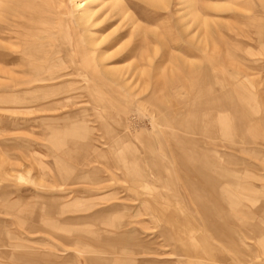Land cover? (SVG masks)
<instances>
[{
  "label": "rangeland",
  "instance_id": "1",
  "mask_svg": "<svg viewBox=\"0 0 264 264\" xmlns=\"http://www.w3.org/2000/svg\"><path fill=\"white\" fill-rule=\"evenodd\" d=\"M185 1L0 0V264H264V0L199 1L206 123L186 131L141 107L152 91L137 86L139 55L158 47L159 101L180 63L128 16L177 55ZM87 37L109 58L84 80ZM104 69L125 88L102 82Z\"/></svg>",
  "mask_w": 264,
  "mask_h": 264
},
{
  "label": "bare ground",
  "instance_id": "2",
  "mask_svg": "<svg viewBox=\"0 0 264 264\" xmlns=\"http://www.w3.org/2000/svg\"><path fill=\"white\" fill-rule=\"evenodd\" d=\"M143 1H145L146 2V4H149L152 8H155V9H158V8H160V9H163V10H166L167 8H168V6H169V1L170 0H143ZM200 0H186L185 1V3L187 4V6H188V9H189V11H188V13L187 14H189L191 17L190 18H192L191 19V22L188 20V22L187 23H182L181 24V27H180V34H181V37L180 36H178V38H176V36L174 37V39L176 38L177 39V41H179L180 39H183V40H180V42H183L182 44H181V46L178 48V49H182L181 50V52L179 53V54H175V55H173L172 54V52H171V47H170V39H169V41H167V39H165L168 35H166L165 33H163V35L165 34L166 36H165V38L163 37V35L161 36L159 33H156L157 32V29L155 30V28L153 29V28H149V27H147V26H145V25H142L141 23H139L136 19H133L132 17H130V15H128L129 14V12L127 11L128 10V7L125 5V3H124V5L123 4H118V7H119V11H120V15L122 14V15H128L129 16V18L131 19V21H132V26H133V30L134 31H132V34L133 33H135L136 34V31H139V32H141L143 35H145L147 32H152V33H155V35L157 34V37L159 38V41H160V43H161V46L163 47V48H165L166 50H167V55L168 56H171V58L172 57H174V58H176V60L175 61H179V63L180 64H177V62H175V67H171L172 65L170 64V67L168 66V67H166L165 68V70H167L166 71V73H168L169 71H170V74H173L174 72H177L178 73V76H179V85H178V87H177V89L174 91V92H172L171 93V95L169 96V94L168 93H164V90L162 91V95H163V97H161V98H163L164 99V101L162 100V101H159V100H157V99H159V97H157V94L159 93V92H161L160 91V89H159V91H158V89H156V86L154 85V84H156V83H154V81H153V77H154V75H156L155 74V72H154V70H153V62L155 61L154 59H155V56L157 55V50L158 49H156V47H154V48H151V50L149 51L148 49H146L145 50V53L142 55V53H141V55H139L140 57L142 56L143 57V60H142V58H141V61H145V63H148V65L149 66H145V67H143L142 69H140V72H139V80H138V84H140V85H137V86H140V92H144V91H146L148 88H151L150 90L152 91L151 92V94H150V97L147 99L148 101L151 99V100H155V102H153V103H150V101L148 102L147 100L145 101V102H142L141 103V107L143 108V109H147L148 110V112L149 111H151V112H155L156 111V114L157 113H164L166 116H169L170 115V113H174L176 116V118H179V119H177V120H175L171 125H173V127H174V125H176L177 127H179V129L181 128V129H185V131L187 130V129H189V128H191L192 127V129L193 128H201L202 127V125L203 124H205L204 123V121H203V119H204V115H206V114H204V101H203V99H202V94H203V84H204V68H202V66H201V60H202V53H203V49H204V47L206 46V38L208 37V34H207V24H205L204 23V21H206L207 19H203L201 16H202V13H201V2H199ZM2 3H4V2H2ZM183 3V2H182ZM115 4V3H114ZM113 4V5H114ZM181 4V3H180ZM15 7V6H14ZM219 7H223V6H220L219 5ZM3 8V7H2ZM181 8V7H180ZM216 8H218V7H216ZM215 8V9H216ZM6 9V8H5ZM12 9V8H11ZM3 14V13H2ZM91 14H92V11L91 10H89V9H87V8H84V12H83V15L78 19L77 18V21H75V23L77 24V32L79 31V29H81V27H82V29H83V25H87V21L90 19V16H91ZM187 16V15H186ZM205 16V15H204ZM134 17V16H133ZM179 18H181V17H179ZM1 19V18H0ZM3 19V18H2ZM182 20H183V18H182ZM89 22V21H88ZM169 23V24H172L171 23V20L168 18L167 19V21H166V23ZM189 22H190V24H189ZM169 24H168V26H169ZM66 25V24H65ZM68 25V24H67ZM91 26V25H90ZM173 26V25H172ZM58 27V26H57ZM62 27V26H61ZM63 27H64V25H63ZM85 27V26H84ZM69 28V27H68ZM170 28H171V30L173 29L171 26H170ZM87 29H89V28H87ZM131 29H132V27H131ZM190 29L192 30V32L190 31ZM64 30V29H63ZM73 30V29H72ZM83 30H86V29H83ZM171 30H169V31H171ZM174 30V29H173ZM70 31V30H69ZM74 31V30H73ZM188 31H189V33L191 32L193 35H192V37H191V39H190V42L192 43V45L194 46H192L191 47V49L190 48H188L187 47V44H186V42L188 41V40H185V37H186V35H188ZM61 33V32H60ZM171 33H172V31H171ZM175 33V32H174ZM209 33H211V32H209ZM88 35H90V34H92V33H90L89 34V32L87 33ZM131 34V35H132ZM140 34V33H139ZM134 35V34H133ZM153 35V34H152ZM64 36V35H63ZM75 36V35H74ZM172 36H173V33H172ZM40 37V36H39ZM73 38V37H72ZM88 39L86 40V47L84 48V46L82 47L81 46V48L84 50H81V51H83L82 53H81V56H82V58L79 56L78 58L79 59H81V62L80 63H78V65L80 66V67H82V69H84V71H83V73L81 74V76L83 77V79L84 80H88V77H89V72L88 73H86V70L88 69H86V67H89V66H94V65H96L97 64V66H99V67H101V68H104V67H106V65H105V63H106V60L109 58V54L108 53H106V52H108V51H106V52H103V49H100L99 48V44H98V42L97 41H99V40H95L94 38H90V37H87ZM156 38V37H155ZM169 38V37H168ZM187 38V37H186ZM101 39V38H100ZM208 39H209V37H208ZM28 40H30V39H28ZM152 40V39H151ZM71 41V40H70ZM69 41V42H70ZM73 41V40H72ZM85 41V40H84ZM104 41V40H103ZM172 41V40H171ZM142 42V41H141ZM140 42V43H141ZM155 42H157V41H155ZM189 42V43H190ZM74 43V42H73ZM101 43H102V41H101ZM104 43V42H103ZM146 43V42H145ZM159 43V42H158ZM178 43V42H177ZM65 44V43H64ZM68 44V43H67ZM72 44V43H71ZM209 44V42L207 43V45ZM69 45V44H68ZM75 45H76V43H75ZM133 45V44H132ZM67 46V45H66ZM103 46V45H102ZM126 46V45H125ZM138 46V43L137 44H135L134 46H133V48H131V51H132V49H135V47H137ZM155 46V45H154ZM171 46H172V44H171ZM77 47H79V46H77ZM76 47V48H77ZM101 47V46H100ZM147 47H148V45H147ZM71 48V47H70ZM80 48V49H81ZM140 48V47H139ZM149 48V47H148ZM158 48V47H157ZM207 48V47H206ZM73 49V48H72ZM79 49V50H80ZM165 49H164V54H163V57H162V59H165L164 58V55H165ZM102 50V51H101ZM77 51H78V49H77ZM80 51V52H81ZM105 51V50H104ZM137 51V50H136ZM140 51V50H139ZM138 51V52H139ZM187 51H189V52H191L192 54H191V56H189V54L187 53ZM202 51V52H201ZM74 52V51H73ZM130 52V51H129ZM133 52V51H132ZM133 53H135V50H134V52ZM133 53H131L132 54V56H133ZM50 55V54H49ZM80 55V54H79ZM124 55V54H123ZM122 55V56H123ZM166 55V56H167ZM45 57V56H44ZM49 57V56H48ZM47 57V58H48ZM171 58H168V59H166V60H168V61H171V60H173V59H171ZM43 59H45V58H43ZM137 59H140L139 57L137 58ZM62 60V59H61ZM73 61V60H72ZM141 61H138L139 63L141 62ZM64 62H66V61H64ZM174 62V61H173ZM172 62V63H173ZM44 63V62H43ZM138 63V64H139ZM61 64H63V62L61 63ZM67 64V63H66ZM69 64V63H68ZM74 64H76V62L74 61L73 62V66H74ZM116 64V63H115ZM142 65H143V63H141ZM141 64H139V65H141ZM174 64V63H173ZM102 65L104 66V67H102ZM44 66V65H43ZM97 66H94L93 68L95 69V71H96V67ZM70 67V66H69ZM155 67H156V65H155ZM45 68V67H44ZM71 68V67H70ZM90 68V67H89ZM92 68V67H91ZM100 68V69H101ZM141 68V67H140ZM159 68V67H158ZM157 68V69H158ZM161 68H163V67H161ZM174 68H176V69H174ZM76 69V68H75ZM99 69V70H100ZM106 69H108V68H106ZM106 69H104L103 71H101V77L99 78L102 82H104V83H106V82H108L109 83V85L112 83V82H116L117 84H119L120 85V83H121V85H122V83H123V75H121L120 73H118V72H112V71H110V70H106ZM208 68H206V70H207ZM70 71V70H69ZM68 71V72H69ZM156 71V70H155ZM158 71V70H157ZM57 72H60V70L59 71H57ZM56 72V73H57ZM97 72V71H96ZM75 73V72H74ZM208 73H209V71H208ZM43 74V73H42ZM46 74V73H45ZM55 74V73H54ZM54 74H53V76H54ZM76 74V73H75ZM94 74H96V73H94ZM207 74V73H206ZM44 75V74H43ZM48 75V74H47ZM71 75V74H70ZM166 75H168V74H166ZM165 75V76H166ZM50 76H52V74L50 75ZM97 76V75H96ZM41 77H42V75H41ZM40 77V78H41ZM44 77H46V76H44ZM44 77H43V79H44ZM81 77V78H82ZM20 78V77H19ZM32 79V78H31ZM155 80V79H154ZM136 81H137V79H136ZM85 82V81H84ZM47 84H49V83H47ZM107 84V83H106ZM124 84V83H123ZM112 85V84H111ZM110 85V86H111ZM125 85V84H124ZM123 86V85H122ZM119 87V86H118ZM124 87V86H123ZM125 88V87H124ZM136 89H138V87H135ZM154 88V89H153ZM59 89V88H58ZM134 89V88H133ZM125 90V89H124ZM126 91V90H125ZM131 92H133L132 90H130ZM139 91V90H138ZM138 91H135L136 93L138 92ZM58 92V91H57ZM140 92H138V93H140ZM47 93H49V92H47ZM51 93V92H50ZM127 93H130V92H127ZM60 95V94H59ZM132 95V94H131ZM135 95V94H134ZM133 95V96H134ZM167 95L169 96V97H167ZM63 96V95H62ZM66 97V96H65ZM69 97V96H68ZM212 97V96H211ZM178 98H181V101L180 102H174V100H178ZM213 98V97H212ZM214 98H217V100L219 101V98L218 97H215L214 96ZM221 100H222V97L220 98ZM230 99V98H229ZM211 100V99H210ZM224 100V99H223ZM214 101H216V99L214 100ZM217 101V102H218ZM225 101V100H224ZM228 101V100H227ZM227 101H225V104H224V106H223V108L224 107H226L225 105L228 103ZM152 102V101H151ZM206 102V101H205ZM208 102H210V101H208ZM208 102H207V104H208ZM227 102V103H226ZM212 103V102H211ZM221 103V102H220ZM219 102L218 103H216V104H220ZM206 104V105H207ZM139 105V104H138ZM220 105H223L222 103L220 104ZM208 106H209V104H208ZM211 106H213L212 104L209 106V107H211ZM62 107H64V106H62ZM214 107V106H213ZM218 107H219V105H218ZM220 108H222V107H220ZM212 110V109H211ZM209 111V110H208ZM150 113V112H149ZM206 113V112H205ZM210 111H209V115H210ZM151 114V113H150ZM209 115H207V116H209ZM152 116V115H151ZM154 116V115H153ZM163 116V115H162ZM207 116H205V117H207ZM212 117H213V115H212ZM211 117V118H212ZM207 118H210V117H207ZM215 118V117H214ZM214 118H212V120H214ZM207 120V119H206ZM211 121V120H210ZM162 122H160L158 125L159 126H164V125H167V124H165V123H163V124H161ZM171 123V122H170ZM170 123L168 124V125H170ZM203 123V124H202ZM240 124V123H239ZM238 124V125H239ZM188 126H190V127H188ZM237 126V125H236ZM103 127H108V125L105 123V124H103ZM152 127V126H151ZM240 127H242V126H240ZM236 128H238V126L236 127ZM170 136H172V134H170ZM172 138V137H171ZM174 138V137H173ZM172 138V139H173ZM174 141V140H173ZM115 142H116V140H115ZM172 142V141H171ZM177 142V141H176ZM173 144V143H172ZM174 144H176V143H174ZM177 144H178V142H177ZM194 152V151H193ZM176 155V154H175ZM186 157V156H185ZM192 157V156H191ZM177 160V159H176ZM189 160H191V159H189ZM188 161V160H187ZM186 162V161H185ZM190 162H192V160L190 161ZM190 162H189V165H190ZM194 162V161H193ZM193 162L191 163V164H193ZM195 164V163H194ZM190 167V166H189ZM192 169V168H191ZM241 259V258H240ZM239 262H240V260H239ZM238 262V263H239ZM242 262V261H241Z\"/></svg>",
  "mask_w": 264,
  "mask_h": 264
},
{
  "label": "crops",
  "instance_id": "3",
  "mask_svg": "<svg viewBox=\"0 0 264 264\" xmlns=\"http://www.w3.org/2000/svg\"><path fill=\"white\" fill-rule=\"evenodd\" d=\"M264 243V240L261 241V244Z\"/></svg>",
  "mask_w": 264,
  "mask_h": 264
}]
</instances>
